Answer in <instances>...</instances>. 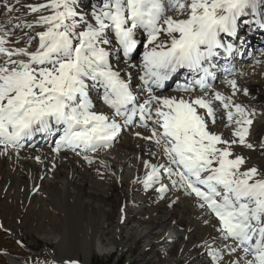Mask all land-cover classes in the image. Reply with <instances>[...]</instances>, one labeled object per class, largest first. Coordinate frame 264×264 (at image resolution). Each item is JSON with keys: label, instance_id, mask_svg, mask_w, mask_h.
I'll return each mask as SVG.
<instances>
[{"label": "snow or ice", "instance_id": "obj_1", "mask_svg": "<svg viewBox=\"0 0 264 264\" xmlns=\"http://www.w3.org/2000/svg\"><path fill=\"white\" fill-rule=\"evenodd\" d=\"M5 7L9 14L15 10ZM28 8L41 13L35 24L24 25L43 29L36 32L35 51L7 47L10 32L0 26V144L18 148L37 133L55 135L62 129L54 151L79 149L91 163L88 152L111 147L122 126H135L139 117V126L151 125V135L142 138L168 157L167 164H146L150 171L144 187L160 184L157 191L163 197L165 173L173 188L194 194L200 207L214 214L221 238L233 241L229 255L242 250L251 257L243 264H264V173L256 167L240 171L245 157L233 152L236 144L256 147L248 140L255 111L235 103L238 92L248 95L236 79L227 80L228 96L210 83L219 60L237 50L231 41H239L250 14L261 17L256 23L264 29V0H99L90 13L80 11L79 0H47ZM141 35L146 40L143 101L133 91L130 75L125 79L113 67V57L132 58ZM181 69L191 80L178 91L190 95L156 94ZM196 86L201 94L191 95ZM95 87H103L104 102L114 110L111 117L93 111L89 90ZM217 101L227 126H235L231 138L209 128L216 122ZM260 146L264 149V141ZM211 255L217 264L223 259L214 249Z\"/></svg>", "mask_w": 264, "mask_h": 264}, {"label": "bare ground", "instance_id": "obj_2", "mask_svg": "<svg viewBox=\"0 0 264 264\" xmlns=\"http://www.w3.org/2000/svg\"><path fill=\"white\" fill-rule=\"evenodd\" d=\"M20 3L23 4V8L26 7L25 12H28L29 15L28 21L23 17L14 18L16 15H12V18H0V26H4L10 32L9 43L6 46L10 48L28 47L29 51H35L37 48L30 47L28 41L30 37L36 35V32L43 29L40 27L29 29L24 25L35 24L41 13H38V16H33L34 13L26 10L28 8L27 0ZM39 3L42 4V2ZM43 3H46V0ZM98 3L99 0H94L92 7ZM29 4L33 5L31 1ZM9 7L15 9L13 13L18 12V4ZM92 7L90 10L83 11L80 9V11L89 13ZM43 14L48 15L50 13L45 11ZM260 18L259 15L252 14L247 17L246 23L241 26L239 41H231L237 44V49L241 48L242 43L246 42L245 40L253 39L249 37L250 35L260 39L261 35H264L263 29L256 23ZM17 24L20 27H16ZM246 27L249 30L254 29V33L245 30ZM145 45L138 52V59H136L137 54H132L131 59L125 58L122 54L119 59L113 57V67L119 70L125 79H128L130 75V85L135 93L139 91L138 95L141 101L146 95L141 92L142 81L140 80V76L143 74L141 67ZM261 50H253L255 58L242 62L241 65L245 66L241 67L236 76L228 78L236 79L238 85L248 91V95H244L241 91L235 96L239 97L241 105L255 111V123L253 125L255 137L252 136L250 140H253V143L260 149V145L264 141V54H258L264 52V46ZM225 62H228V59ZM3 63L4 58L0 57V64ZM131 65H135V67ZM228 65H231V61L222 67ZM182 75L173 74L164 83L167 85L165 88L155 89L156 94L176 97L190 95L178 91L182 85L191 80V78L184 80V76L187 75L185 70L182 71ZM228 79L223 80L219 86L221 89H218L219 92H225L223 94L225 96L231 95V88L227 84ZM173 80H175L174 83ZM197 87L199 86H196V89ZM103 94V87L90 88L89 97L93 104V111L111 117L114 110L104 102ZM208 95L210 97L211 92ZM139 124V117H137L135 118V126H122V130L116 138L118 140L113 143L114 146L102 148L91 154L88 152L87 155L91 158V163L85 159V153L81 151L63 149L59 153L54 151L55 144L62 135V129L55 135H47L44 141V135H42L40 138L29 141L25 146L22 144L18 148L9 146L5 149L0 144V176H6L2 179L6 181L7 186L8 184L10 186L8 188L9 195L13 197L23 196L24 205L28 207L37 199V196L46 193L48 196L54 197V206L64 216L67 228L64 235L66 241L60 237H56L55 240L60 246L65 244L69 247L61 251L59 257L55 256V261L61 262L57 264H66L67 261L80 264L78 258L73 256V258L66 257L64 258L65 261H62L64 254L71 253L72 246L70 244L71 242L72 244L76 243L77 236L82 238V243L80 244L81 241L79 240L77 245L83 255L84 262L82 264H92L91 260L95 255L104 258L105 256H112L115 251L120 255L125 252L129 254L135 247L142 251L140 258L145 257L154 264H211L206 250L218 243V240L215 239L214 229L219 225L217 221L215 223L211 220L205 211L199 209L196 201L187 198L182 192L172 194L174 188L163 172H161V180L168 188L164 194L171 193L165 201L158 202L156 200V204H154L153 198L156 196L151 197V194H147L145 198L138 196L141 186L144 187L143 180L146 173L150 171L146 164H167L168 160V157L152 140L142 138L151 135V125L149 128H144ZM217 128L219 127L217 126ZM137 133L140 135L138 136ZM262 135L263 137H261ZM40 142L46 143L43 148H41L42 146L39 147ZM233 151L239 152L236 145H233ZM247 155L254 156L253 153ZM260 163L264 167V160H260ZM21 167L25 170L21 171L19 169ZM120 173L121 184H117L115 182ZM14 177L15 184L12 183ZM159 187L160 184H156L147 189L157 191ZM107 190L111 195L108 194L109 196H107ZM130 194L133 196L130 197ZM86 197L95 199V205L89 207L86 204L88 202ZM100 198H113L120 201L121 208L117 213L120 216L113 219L109 214L110 206L103 208V205L99 204ZM149 199H152L151 202L149 201L150 203L146 201ZM38 202L40 207L46 206V200L38 198ZM93 208L99 211V216H95ZM44 214L47 213L43 211ZM86 217L89 219L88 230L81 231L80 225L82 222L84 223ZM1 221L0 218V223ZM128 221H130L129 225L126 224ZM114 224L116 226H113ZM107 233H109L111 241L106 238ZM174 251H177L178 255L174 256ZM232 260L236 259L232 258L224 264H229ZM12 262L18 264L19 261L12 260ZM19 263L22 264V262Z\"/></svg>", "mask_w": 264, "mask_h": 264}, {"label": "rangeland", "instance_id": "obj_3", "mask_svg": "<svg viewBox=\"0 0 264 264\" xmlns=\"http://www.w3.org/2000/svg\"><path fill=\"white\" fill-rule=\"evenodd\" d=\"M6 1H7V4H11V0H6ZM31 2L34 5V4H40L39 2L43 3L45 2V0H33ZM28 4H29V0H28ZM33 16H38V13H34ZM245 30H249V28L246 27ZM37 44H38L37 42H34L32 46L35 47ZM251 50L253 49L250 48L248 52L251 53ZM136 54H137L136 59H138L139 58L138 52ZM40 143H39L40 144L39 147L42 146L41 148H43L44 145L46 144L42 142ZM249 153L254 154V156H250L252 160L254 159L255 161L259 163H260V160H264V153H260L257 151H251ZM19 169H21V171L25 170V168H22V167ZM3 177H6V176H0V218L2 220L0 223V264H13L12 260H15L17 262L18 261L22 262V264L61 263V262L55 261V256L59 257L60 252L63 251L65 248L69 247V245L65 246L64 244L63 246H60L55 240L56 237H60V238H64V240L66 241V238L64 237V235L66 233L67 228L65 225L64 216H62L59 210H57L56 207L54 206V197L48 196L46 193H42V195H39L41 197L37 196V199H35L32 202V204L28 205V207H25L23 196L13 197L9 195L8 188H10V186L9 184H8L9 187L7 186L6 181L2 179ZM15 177L12 180L13 184L16 183ZM116 180H115L116 181L115 183L121 184V173L118 174V178ZM106 194L107 196L111 195V193L110 194L108 193V190L106 191ZM130 195H129L130 197L133 196L132 194ZM138 196H142V198H145L146 195L143 196L142 193L138 192ZM38 198L46 200V206L44 207L45 209L40 207ZM85 199L86 201H88L86 204L89 207L90 205L91 206L95 205V202H96L95 199H91L88 197H86ZM153 200H154V204H156L157 199L153 198ZM99 201H100L99 204H101V206L103 205L102 206L103 208L104 207L108 208V206H110L109 214L113 219L120 216V214L117 215L118 210L121 208L120 201H116L113 198H100ZM146 201L151 202L152 199H149ZM43 211H45L49 216L47 214L43 215ZM93 211H94L95 216H99L98 210H95L93 208ZM88 220L89 219L86 217L84 219V223L83 222L81 223L80 228H79L81 229V231L88 230ZM128 223H130V221H128L126 224L129 225ZM115 224L113 226H116ZM118 225H122V224H118ZM107 234H106V238L109 241H111L109 233ZM76 236L77 235L75 234V237ZM79 240L81 241L80 242L81 244L82 238L80 236L76 237V240H75L76 243L72 244L71 242L70 244V246H72L70 250L71 253L69 252V253L64 254L62 261H65L64 258L66 257L67 258L77 257L80 264L84 262L83 255L78 249L79 247H77ZM177 247H179V245H177ZM141 253L142 251L138 248L136 249L135 247V249L129 254L125 252L122 255H120L118 252L115 251L112 253V256H105L104 258L98 255H95L94 257H92L91 263L93 264L95 261L98 260V261H102V263H107V264H121V263L123 264H154L152 261H149L145 257L140 258ZM173 255L174 256L178 255V252L174 251ZM19 262L18 264H21Z\"/></svg>", "mask_w": 264, "mask_h": 264}, {"label": "trees", "instance_id": "obj_4", "mask_svg": "<svg viewBox=\"0 0 264 264\" xmlns=\"http://www.w3.org/2000/svg\"><path fill=\"white\" fill-rule=\"evenodd\" d=\"M110 262H111V261H110ZM110 262H109V263H110ZM93 264H107V263H102V261H98V260H97V261H95ZM121 264H123V263H121Z\"/></svg>", "mask_w": 264, "mask_h": 264}]
</instances>
